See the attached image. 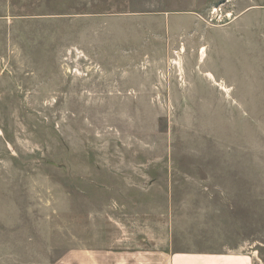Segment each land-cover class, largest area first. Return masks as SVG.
Returning a JSON list of instances; mask_svg holds the SVG:
<instances>
[{
    "label": "rangeland",
    "instance_id": "obj_1",
    "mask_svg": "<svg viewBox=\"0 0 264 264\" xmlns=\"http://www.w3.org/2000/svg\"><path fill=\"white\" fill-rule=\"evenodd\" d=\"M228 252L264 264V0H0V264Z\"/></svg>",
    "mask_w": 264,
    "mask_h": 264
},
{
    "label": "crops",
    "instance_id": "obj_2",
    "mask_svg": "<svg viewBox=\"0 0 264 264\" xmlns=\"http://www.w3.org/2000/svg\"><path fill=\"white\" fill-rule=\"evenodd\" d=\"M158 264H163L161 261ZM167 264H251L247 256L239 253L173 254Z\"/></svg>",
    "mask_w": 264,
    "mask_h": 264
},
{
    "label": "bare ground",
    "instance_id": "obj_3",
    "mask_svg": "<svg viewBox=\"0 0 264 264\" xmlns=\"http://www.w3.org/2000/svg\"><path fill=\"white\" fill-rule=\"evenodd\" d=\"M204 49H205L204 47H202V48H201V55H202V53H203Z\"/></svg>",
    "mask_w": 264,
    "mask_h": 264
}]
</instances>
